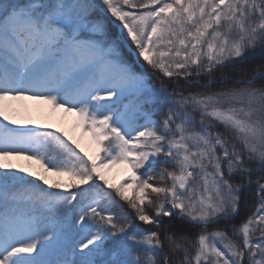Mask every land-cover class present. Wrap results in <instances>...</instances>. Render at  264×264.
<instances>
[{
	"label": "snow or ice",
	"instance_id": "6c2138e0",
	"mask_svg": "<svg viewBox=\"0 0 264 264\" xmlns=\"http://www.w3.org/2000/svg\"><path fill=\"white\" fill-rule=\"evenodd\" d=\"M0 264H264V0H0Z\"/></svg>",
	"mask_w": 264,
	"mask_h": 264
},
{
	"label": "rangeland",
	"instance_id": "374dc122",
	"mask_svg": "<svg viewBox=\"0 0 264 264\" xmlns=\"http://www.w3.org/2000/svg\"><path fill=\"white\" fill-rule=\"evenodd\" d=\"M145 71L149 75H152L151 69L147 68V66H145ZM152 83L158 86L157 80L153 79ZM8 103L11 104L8 114L11 119L16 121V124L9 125L10 127H36L37 130L58 128L62 133H67V135L70 136L77 144H79L84 151L88 152L89 155L95 154L96 145L91 140L90 135L84 133L82 129L75 126L78 119L75 113H68L63 109H54L48 103L28 98H25L22 101H10ZM29 121H32V123H29ZM9 162L16 165L17 167L26 166L29 171L36 167V163L34 161L13 158ZM104 171L106 178L113 185H119L125 180L126 166L124 165H117L111 168V170L105 169ZM47 176L49 183H53L61 179H67V177H59L51 173L47 174ZM39 183H41L43 187H47L46 185H43L42 182ZM130 192L131 189H129V194Z\"/></svg>",
	"mask_w": 264,
	"mask_h": 264
},
{
	"label": "trees",
	"instance_id": "16d2710c",
	"mask_svg": "<svg viewBox=\"0 0 264 264\" xmlns=\"http://www.w3.org/2000/svg\"><path fill=\"white\" fill-rule=\"evenodd\" d=\"M217 75L219 76V73H218ZM157 84H158V81H157ZM158 86H159V84H158ZM170 87H171V86H170ZM181 87H186V86L182 84ZM216 87H219V85H217ZM197 119H198V118H197ZM41 131H42V130H41ZM35 166H36V167H34V169L31 170V171H37V172L42 171V170L40 169V166H39L38 164H36ZM25 167H26V166H25ZM159 167H160V166L158 165V166H157V170L159 169ZM29 179H33V178H32V177H29ZM38 183H39V182H38ZM41 186H42V185H41ZM42 187H43V186H42ZM52 191H58V190H52ZM130 194H131V192H130ZM117 199H119V198L117 197ZM120 203H121V204H124V209H125L126 211L129 210V209L127 208V205H126L123 201H120ZM116 211L118 212L119 209H116ZM243 215H244V213L241 214V218H238V219L235 221L236 224H239V223H240V219L243 218ZM144 227H150V226H144ZM180 227H182V226L177 225L175 230H179Z\"/></svg>",
	"mask_w": 264,
	"mask_h": 264
}]
</instances>
